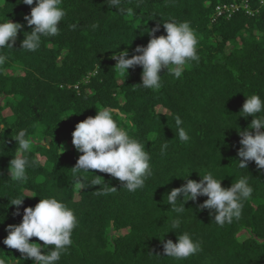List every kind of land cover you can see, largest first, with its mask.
<instances>
[{
  "label": "trees",
  "instance_id": "1",
  "mask_svg": "<svg viewBox=\"0 0 264 264\" xmlns=\"http://www.w3.org/2000/svg\"><path fill=\"white\" fill-rule=\"evenodd\" d=\"M233 1L241 0H122L121 8L133 9L127 15L106 0H63L59 35L42 38L41 47L29 52L20 42L32 30L24 17L35 3L0 0V17L23 25L13 48L0 49L8 58L0 66V257L7 264H34L3 240L8 225L22 222L24 208L49 196L73 209L78 220L73 243L58 264H264V169L254 161L238 168L237 132L252 120L239 115L246 96L264 98V0H247L252 15L240 10L215 17L217 4ZM172 20L190 23L199 39V63L192 62L179 79L162 70L156 91L137 86L140 66L119 80L112 54L127 50L130 58L137 46L147 45L149 30L159 27L155 36L166 35L163 23ZM3 102L12 120L4 115ZM102 107L114 109L118 124L151 155L153 175L142 189L128 192L118 178L99 170H72L82 154L72 144L75 125ZM176 115L188 141L176 134ZM19 130L34 140L30 161H39L23 182L11 180L9 171ZM209 171L222 187L243 176L253 188L240 218L223 226L210 210H199L206 196L187 201L182 214L167 204V194L186 183L182 177L199 182ZM95 175L102 178L100 185L92 183ZM24 197L16 214L18 206L11 202ZM181 206L178 200L176 207ZM177 215L181 225L172 229ZM184 232L199 242L197 253L167 257L161 239L176 243ZM30 242L39 243L42 253L51 248L36 237Z\"/></svg>",
  "mask_w": 264,
  "mask_h": 264
},
{
  "label": "clouds",
  "instance_id": "2",
  "mask_svg": "<svg viewBox=\"0 0 264 264\" xmlns=\"http://www.w3.org/2000/svg\"><path fill=\"white\" fill-rule=\"evenodd\" d=\"M23 3L29 6L35 3V6L31 7L30 14L24 17L32 30L24 33V39L20 42L21 48L35 52L41 47L42 38L59 35L60 24L66 12L61 6L63 0H23ZM121 3L122 0H106L108 6L132 15L133 9H123L120 7ZM22 27L23 25L18 22L0 17V49L13 48ZM163 28L166 35L158 37L154 33L159 27L149 30L147 34L150 40L147 45L137 46L136 54L130 58L127 50L112 54V59L117 61L114 68L124 77L129 69L142 67V83L137 85L141 88L159 90L162 86L160 75L162 70L166 69V73L179 79L192 62L199 63L200 56L197 51L199 39L188 21H166ZM7 59L5 55L0 54V66H3ZM114 113V109L102 107L96 110L94 117L89 116L75 125L72 144L82 154L72 170L74 173L99 170L118 178L128 192H135L142 189L153 175L150 166L151 155L145 150L144 144L129 135L128 130L118 124ZM119 115L121 119H126L123 113ZM239 115L245 119L251 116L252 120L248 128L237 130L241 137L239 141L241 147L238 150L241 159L238 161V168H247L248 163L254 161L259 169H264V98L256 93L246 96ZM174 120L180 141H188L189 136L181 126L182 119L176 115ZM13 139L18 147L9 162L10 179L23 182L27 179V169L39 161L29 159L34 140L25 130H19ZM166 148L167 144H164L161 150ZM188 175L182 177L186 180L185 184L167 194V204L175 213L182 214L187 201H195L200 196H206L207 199L199 205V210H210L218 225L223 226L240 218L243 201L250 199L253 193L247 177L242 176L230 187L225 188L221 185L222 180L214 178L211 171L200 176L199 182L187 179ZM95 176L97 179L92 183L100 185L102 178ZM83 187L78 177L75 189L80 190ZM107 191L116 189L108 186ZM25 197L11 202V205L18 206L16 214H19V206ZM178 200L183 206L176 207ZM181 222L179 215L173 218L172 229L179 228ZM77 224L74 210L65 203L51 196L40 197L34 207L24 208L21 223L7 226V236L3 243L8 248L18 250L24 259H32L34 264H58L61 256L73 243L72 233ZM32 237L44 242L45 249L51 246L50 250L42 253V246L39 243L30 242ZM161 240L165 255L175 259H186L197 253L200 248L199 242L194 241L187 232L177 236L176 243L172 240L165 242L163 238ZM0 264H7V261L0 257Z\"/></svg>",
  "mask_w": 264,
  "mask_h": 264
},
{
  "label": "built area",
  "instance_id": "3",
  "mask_svg": "<svg viewBox=\"0 0 264 264\" xmlns=\"http://www.w3.org/2000/svg\"><path fill=\"white\" fill-rule=\"evenodd\" d=\"M243 10L246 14L252 15L254 14V10L249 6L247 0H242L240 3L238 2H230V3H220L217 4L214 8L215 17L224 16L226 18L231 17L234 13Z\"/></svg>",
  "mask_w": 264,
  "mask_h": 264
},
{
  "label": "rangeland",
  "instance_id": "4",
  "mask_svg": "<svg viewBox=\"0 0 264 264\" xmlns=\"http://www.w3.org/2000/svg\"><path fill=\"white\" fill-rule=\"evenodd\" d=\"M242 1V0H241ZM241 1H233V2H238V3H240ZM116 63H117V61H116ZM11 71V69H8L7 70V73H9ZM117 75H118V79L119 80H121V77H122V75L120 74V72L117 70ZM3 104H4V102H3ZM3 113H4V115H6L7 117H8V119L9 120H12V118H13V113H12V111L10 110V108L9 107H7L5 104H4V106H3Z\"/></svg>",
  "mask_w": 264,
  "mask_h": 264
}]
</instances>
